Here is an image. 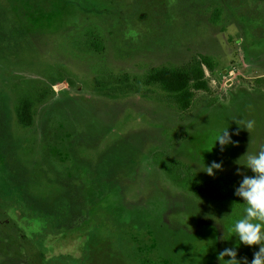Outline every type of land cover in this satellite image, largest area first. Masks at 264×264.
Wrapping results in <instances>:
<instances>
[{
  "label": "rangeland",
  "instance_id": "rangeland-1",
  "mask_svg": "<svg viewBox=\"0 0 264 264\" xmlns=\"http://www.w3.org/2000/svg\"><path fill=\"white\" fill-rule=\"evenodd\" d=\"M16 1L0 0V264H84L83 237L64 233L102 197L161 233L126 228L132 264H223L233 247L251 264L259 245L232 227L237 169L251 176L244 154L264 146V0ZM203 55L209 88L185 110L146 80ZM226 128L238 143L221 152Z\"/></svg>",
  "mask_w": 264,
  "mask_h": 264
},
{
  "label": "trees",
  "instance_id": "trees-1",
  "mask_svg": "<svg viewBox=\"0 0 264 264\" xmlns=\"http://www.w3.org/2000/svg\"><path fill=\"white\" fill-rule=\"evenodd\" d=\"M27 1L34 5H42L45 9H48L51 5L50 0ZM21 2L22 0L16 1L20 8L23 7ZM22 10H24V8H22ZM203 66L210 72L213 71L214 66L210 56H200V59L193 62L186 69L177 70L161 67L152 70L147 74L146 80L148 83H157L163 91L174 99L181 109L185 110L191 104L194 91L207 90L209 88ZM112 205L113 204L108 198H100L92 206L88 216L79 226L64 233L66 236L79 235L83 237L87 251L84 264H132L129 251L133 246L131 245L130 247L127 244L130 238L126 236L125 233L127 230L126 228L129 226L139 230L151 227L157 237L160 238L159 235H161V233L150 215L116 211V208ZM3 217V213L0 211V225L6 228V218L3 220ZM105 221H108V229L104 224ZM9 226L14 229L15 235L20 234V229L16 225L10 223ZM204 237H207V235H204ZM175 240L177 239H170L173 243ZM177 241L180 242V240ZM178 242H175V244ZM188 242L190 241H183L176 247L175 258L178 262L182 261L188 247L191 246ZM207 242L208 243L202 242L200 244L202 251L198 253L202 254L203 252L208 253L210 251L209 241L207 240ZM203 262L205 264H212L208 261L206 263L204 260ZM203 262L201 260L199 264ZM194 264H197V261ZM248 264H250V261H248Z\"/></svg>",
  "mask_w": 264,
  "mask_h": 264
},
{
  "label": "clouds",
  "instance_id": "clouds-1",
  "mask_svg": "<svg viewBox=\"0 0 264 264\" xmlns=\"http://www.w3.org/2000/svg\"><path fill=\"white\" fill-rule=\"evenodd\" d=\"M235 122L237 125H243V128L248 132L252 131L255 126L254 120ZM239 128L241 127L239 126ZM239 128L232 135H238ZM217 142L221 152L226 145L235 146L238 143L231 139L227 128L215 134L213 147ZM244 155L246 156L244 167L250 169L252 175H246L237 169V174L242 175L243 180L239 188L236 189L235 195L243 201L244 209L241 218L233 224L232 231L240 244L248 247L259 245V251L253 254L254 258L251 264H264V146L256 153H245ZM214 169L222 170L221 164L213 162L210 166H205L204 172L209 176H214ZM225 256L230 257V259L224 260ZM235 256L236 251L233 247V249H225L220 252L217 259L223 264H240ZM242 264H248L246 257L243 258Z\"/></svg>",
  "mask_w": 264,
  "mask_h": 264
},
{
  "label": "flooded vegetation",
  "instance_id": "flooded-vegetation-1",
  "mask_svg": "<svg viewBox=\"0 0 264 264\" xmlns=\"http://www.w3.org/2000/svg\"><path fill=\"white\" fill-rule=\"evenodd\" d=\"M5 224H6V221H5Z\"/></svg>",
  "mask_w": 264,
  "mask_h": 264
}]
</instances>
